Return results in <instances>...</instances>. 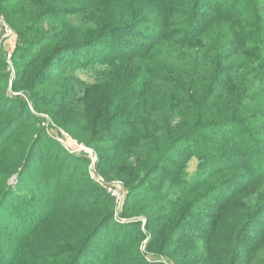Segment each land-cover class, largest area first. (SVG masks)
<instances>
[{
	"label": "trees",
	"instance_id": "1",
	"mask_svg": "<svg viewBox=\"0 0 264 264\" xmlns=\"http://www.w3.org/2000/svg\"><path fill=\"white\" fill-rule=\"evenodd\" d=\"M0 9L18 39L11 92L45 103L99 153L101 172L111 166L131 185L124 210L136 203L129 212L154 225L150 246L204 249L206 262L187 264H264V0H0ZM6 64L0 48V264H148L140 222L115 218L86 157L46 136L6 91Z\"/></svg>",
	"mask_w": 264,
	"mask_h": 264
},
{
	"label": "rangeland",
	"instance_id": "2",
	"mask_svg": "<svg viewBox=\"0 0 264 264\" xmlns=\"http://www.w3.org/2000/svg\"><path fill=\"white\" fill-rule=\"evenodd\" d=\"M10 5H14L13 3H10ZM10 30L15 35V43L10 44L9 42L6 43L5 35L6 31ZM4 33V34H3ZM17 35L15 30L6 22L4 18V13L0 9V48L2 49V52L4 53V57L6 60L7 70H8V80H7V88L6 91L10 94L18 95L25 99L28 105V111L30 114H34L33 116L38 118V125L39 127L44 131L45 135L50 137L51 139H54L58 143H61L64 145L70 152L75 151V154H78L79 156H85L86 159L89 161L88 167H87V173L88 176L92 179V182L97 186L99 190H104L109 194L108 198L110 199L111 203L113 204V214L115 218H118L121 214H126L130 220H134L139 223V227L143 233V239L139 243L138 252L140 255L145 259L146 263L148 264H187L189 263V259L193 261V263L197 261H203L206 262V255L204 254V249L201 248H193L192 250L189 248L190 245L186 246H174L170 249H163L158 250L154 245L150 246V240L152 238V231L155 229L154 225H151L150 230L146 228V219L144 215L141 214H133L129 212L130 206L128 209L124 210L126 208V201L129 199V197H132L135 193L130 190L131 185H124L122 182V179L119 178V176H116L115 173L111 170V166L105 168V172H101L98 168V162H100V156L99 153L94 150L92 147L86 146L82 143H79L76 139L72 138L71 134H69L61 125L59 122H57L54 118L52 119L48 112L45 111L46 104L41 103L38 105V107L35 105L34 102H32L29 98H25L22 91L17 92H11V84L13 81V77L15 76V70L16 68L12 65L11 62V55L16 47L17 43ZM10 53V57H8V54ZM27 90H29L27 88ZM60 115V114H59ZM68 115L66 113H63L62 116ZM79 126L76 123V116L75 114L71 115V123H70V129L73 131L77 129ZM109 145L103 144L101 147V154L104 155L103 149L106 148ZM106 151V150H105ZM107 153V152H106ZM102 161V158H101ZM115 164H113V167ZM198 169V159L195 156H192L188 159L186 164V173H187V179L191 180L193 179L197 174ZM111 170V171H110ZM161 185V184H159ZM113 186L110 189H107V187ZM112 191H115V194H112ZM259 193L258 190H255L253 192L252 197H255ZM129 196V197H128ZM147 199H140L138 202L140 204L146 203ZM255 199H250V204H254ZM103 207H100L99 210H102ZM133 210H139L137 208H134ZM241 210L238 209L236 212L231 213V216L233 218L238 217L240 215ZM225 214V211H222L220 215ZM219 215V216H220ZM218 216V218H219ZM122 220H125L122 218ZM210 223V222H209ZM110 225V224H109ZM153 226V227H152ZM234 225H230L229 228V235L228 238L232 235L234 232ZM132 242V241H131ZM129 242L128 244H132ZM126 254V252H125ZM138 264H141L142 262H137Z\"/></svg>",
	"mask_w": 264,
	"mask_h": 264
},
{
	"label": "built area",
	"instance_id": "3",
	"mask_svg": "<svg viewBox=\"0 0 264 264\" xmlns=\"http://www.w3.org/2000/svg\"><path fill=\"white\" fill-rule=\"evenodd\" d=\"M5 31H6V34L3 35L6 38L5 42L6 43L9 42L10 44H14L15 43V35L10 30H7L6 28H5ZM8 57H10V53L8 54ZM112 187L113 186H109V187H107V189L111 190ZM112 194H115V191H112Z\"/></svg>",
	"mask_w": 264,
	"mask_h": 264
}]
</instances>
